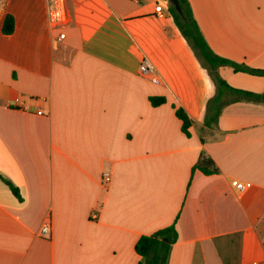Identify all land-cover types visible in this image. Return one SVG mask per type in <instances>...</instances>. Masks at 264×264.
Here are the masks:
<instances>
[{
  "label": "crops",
  "instance_id": "crops-1",
  "mask_svg": "<svg viewBox=\"0 0 264 264\" xmlns=\"http://www.w3.org/2000/svg\"><path fill=\"white\" fill-rule=\"evenodd\" d=\"M189 2L216 54L264 69V0ZM169 6L68 0L58 39L47 0H0V174L21 197L0 178V264H139L138 239L172 224L167 264H264V101L217 79L264 93V75L212 68ZM144 58L160 83L140 73ZM201 153L218 173L194 169Z\"/></svg>",
  "mask_w": 264,
  "mask_h": 264
},
{
  "label": "trees",
  "instance_id": "trees-1",
  "mask_svg": "<svg viewBox=\"0 0 264 264\" xmlns=\"http://www.w3.org/2000/svg\"><path fill=\"white\" fill-rule=\"evenodd\" d=\"M182 13H179L173 5L170 4L169 11L180 29L182 35L186 38L189 44L199 52L205 61L212 67L217 68L221 65H229L235 71H244L257 75H264L263 68L251 67L245 63H240L229 58L216 54L209 46L205 39L200 26L194 16L189 0H179ZM15 20L12 14H7L3 25L2 32L11 34L14 31ZM221 90H226L235 95L237 99H250L256 101H264V93H256L249 90L234 88L230 86L222 77L217 76ZM150 100L153 105H160L165 101L163 96H152ZM211 106L214 109V114L210 117V121H215L220 113V108L223 105L221 96H215L211 99ZM176 115L182 120V130L189 133V128L192 125V119L189 117L186 110L179 106L176 108ZM194 169H199L204 173H218L219 167L215 161L205 153H201ZM0 178L10 187L13 194L20 197L18 188L2 174ZM177 239V230L175 224L161 228L151 234L142 235L136 242L135 249L140 255L139 264H167V260L171 251L172 244Z\"/></svg>",
  "mask_w": 264,
  "mask_h": 264
},
{
  "label": "built area",
  "instance_id": "built-area-1",
  "mask_svg": "<svg viewBox=\"0 0 264 264\" xmlns=\"http://www.w3.org/2000/svg\"><path fill=\"white\" fill-rule=\"evenodd\" d=\"M48 4V16L49 24L52 28L59 31L57 36L58 39H64L66 36L64 28H66L70 23V15L68 9V0H47ZM156 12L159 15H163V7L161 4L156 6ZM139 71L142 75L149 77L152 81L160 83V77L158 76L154 65L144 58L139 66ZM111 177L109 173L103 174L102 183L106 184L110 181ZM234 184L238 190L242 191L246 188L247 184L243 181H234ZM39 236L50 238L52 234L51 221L47 220L42 224L38 232Z\"/></svg>",
  "mask_w": 264,
  "mask_h": 264
},
{
  "label": "water",
  "instance_id": "water-1",
  "mask_svg": "<svg viewBox=\"0 0 264 264\" xmlns=\"http://www.w3.org/2000/svg\"><path fill=\"white\" fill-rule=\"evenodd\" d=\"M170 4L173 5L175 7V9L179 12L182 13V8L180 5L179 0H169Z\"/></svg>",
  "mask_w": 264,
  "mask_h": 264
}]
</instances>
